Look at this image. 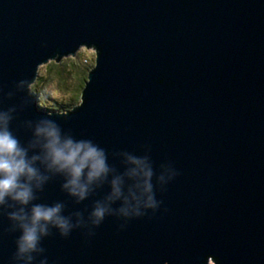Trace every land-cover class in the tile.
<instances>
[{
    "label": "water",
    "instance_id": "water-1",
    "mask_svg": "<svg viewBox=\"0 0 264 264\" xmlns=\"http://www.w3.org/2000/svg\"><path fill=\"white\" fill-rule=\"evenodd\" d=\"M82 47L80 103L44 108L39 67ZM5 123L36 177L0 204V264H29L11 214L57 205L30 264H264V0H0ZM38 129L99 153L83 198Z\"/></svg>",
    "mask_w": 264,
    "mask_h": 264
},
{
    "label": "clouds",
    "instance_id": "clouds-1",
    "mask_svg": "<svg viewBox=\"0 0 264 264\" xmlns=\"http://www.w3.org/2000/svg\"><path fill=\"white\" fill-rule=\"evenodd\" d=\"M38 133H44L49 137L46 145L49 157L54 164L70 171L73 177L69 181L72 185V192L78 193L83 198L86 192V185L80 183L83 170L86 167L91 169L88 173L89 179L98 176L104 170L99 153L94 148L88 147L81 154L84 145L73 146L71 141L60 144L55 133L51 131L38 129ZM35 159L37 158L33 157V161ZM35 177L36 169L31 166L26 158V151L19 146L18 141L7 130L5 123V127L0 129V204L5 203V198L9 197L26 205L31 199V188L28 182ZM22 178H26V180H22ZM59 212L60 206L57 205L55 207L34 206L30 216L23 208L19 212L11 214L13 219L22 222L18 254L29 264L33 260L32 253L42 251L38 248V242L41 235L47 234L48 222L67 229L68 223L58 215ZM104 213L105 209L98 206L93 215L102 218Z\"/></svg>",
    "mask_w": 264,
    "mask_h": 264
},
{
    "label": "rangeland",
    "instance_id": "rangeland-1",
    "mask_svg": "<svg viewBox=\"0 0 264 264\" xmlns=\"http://www.w3.org/2000/svg\"><path fill=\"white\" fill-rule=\"evenodd\" d=\"M54 64L58 65L54 67ZM95 65V50L82 47L74 56L42 64L38 77L30 86L44 108L65 111L80 103L87 74ZM209 264H213L210 260Z\"/></svg>",
    "mask_w": 264,
    "mask_h": 264
},
{
    "label": "trees",
    "instance_id": "trees-1",
    "mask_svg": "<svg viewBox=\"0 0 264 264\" xmlns=\"http://www.w3.org/2000/svg\"><path fill=\"white\" fill-rule=\"evenodd\" d=\"M55 66L57 67L58 65L54 64V67H55ZM40 105L42 106V104H40ZM43 107H44V106H43Z\"/></svg>",
    "mask_w": 264,
    "mask_h": 264
}]
</instances>
